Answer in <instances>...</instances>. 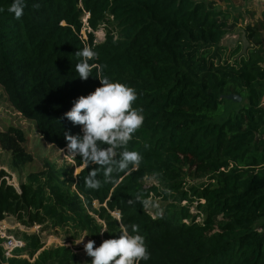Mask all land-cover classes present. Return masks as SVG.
<instances>
[{"label":"trees","instance_id":"16d2710c","mask_svg":"<svg viewBox=\"0 0 264 264\" xmlns=\"http://www.w3.org/2000/svg\"><path fill=\"white\" fill-rule=\"evenodd\" d=\"M11 3L0 0V88L43 143L66 150L65 133L82 135L64 114L101 86L97 69L87 80L76 72L75 53L86 46L98 53L89 63L137 90L133 106L145 121L127 145L143 156L140 167L98 175L99 189L85 185L99 166L79 157L27 174L19 191L0 169V222L83 233L96 245L138 224L151 253L139 264H264V13L225 55L222 41L239 22L232 0H27L19 19ZM85 16L92 32L105 27L101 43L92 32L83 38ZM25 144L14 125L0 132L17 174L32 164ZM25 239L14 256L32 261L6 259L0 246V264L74 257L64 246L43 249L39 236Z\"/></svg>","mask_w":264,"mask_h":264},{"label":"clouds","instance_id":"9594fccd","mask_svg":"<svg viewBox=\"0 0 264 264\" xmlns=\"http://www.w3.org/2000/svg\"><path fill=\"white\" fill-rule=\"evenodd\" d=\"M26 6L27 0H12L8 11L19 19ZM75 56L80 58L75 66L79 79L87 80L95 68L101 86L86 96L76 98L64 114V118L74 126H82V135L65 133L64 157L73 162L79 157L85 168L99 166L85 177L86 187L95 190L102 186L98 175L102 174L107 181L112 179L114 172L129 170L130 166L133 169L140 167L143 156L139 151L128 150L127 145L143 126L145 116L142 108L133 106L138 99L134 87L104 75V65L89 63L98 59V53L91 46L76 51ZM136 200L139 201L140 197L137 196ZM143 203L147 206L150 202L145 200ZM104 232H108L107 225L99 233ZM139 232L138 224L131 225V233L126 226L118 237L104 240L98 247H94L95 241L88 240L84 243V251L92 258L91 264H139L140 261H148L151 253ZM85 237H81L78 244Z\"/></svg>","mask_w":264,"mask_h":264},{"label":"rangeland","instance_id":"374dc122","mask_svg":"<svg viewBox=\"0 0 264 264\" xmlns=\"http://www.w3.org/2000/svg\"><path fill=\"white\" fill-rule=\"evenodd\" d=\"M208 1V0H206ZM219 1V0H218ZM245 0H232L233 10L232 12L239 15L241 20L237 23L235 28V34L226 37L222 41V48L224 49L225 55L231 54L234 48L237 46V43L241 45L243 42V29H245L248 25H254L256 23V15L262 13L264 6L260 4H253V2H248L250 10H248L245 6L243 8V2ZM237 5L239 8L243 10H239V8H234ZM224 8L223 4L221 6ZM255 9V10H254ZM263 14L261 15V19ZM242 21V22H241ZM242 23V25L240 24ZM95 34H99L101 30L95 31ZM83 33V32H82ZM84 35V33H83ZM85 38V36H84ZM261 103L264 107V98ZM9 125H14L23 130L26 138L25 149L27 153L32 156V164L27 167L26 170L22 171L21 174L14 173L12 169L9 167L10 155L2 150H0V169H3L9 175L7 178V182L12 185L16 191H19V183L23 182L26 175L32 172H37L39 170L47 169L46 164L49 163L56 170L63 168L64 166H71L72 160L64 157L66 154V150H59L55 147L43 143V141L39 138L38 133L35 131L33 125L30 122H27L22 117L19 116L16 112H14L6 103L4 93L0 88V132L5 131ZM79 169H76L75 173H78ZM205 181V180H201ZM152 179H146L145 185H149L153 183ZM199 182V181H198ZM192 213L196 212L195 205L190 209ZM152 213V209H150ZM154 215V214H153ZM66 230H60L59 232H53L52 230L42 229L41 227L34 226L31 228H26L15 222L14 219L8 218L3 222H0V246L3 245L5 238L12 237L17 241H21L24 246L26 243L25 236L36 235L39 236L41 243L43 244V249H50L55 247L64 246L69 248L73 254V259H71L68 264H91V257L87 256L84 251V243H87L89 239L83 233L77 234L75 238L72 235V232L69 234L64 233ZM86 236L84 241L80 244L79 241L81 237ZM99 245L94 244V247H98ZM41 249V250H43ZM39 253V252H38ZM37 253V254H38ZM37 254L35 256H37ZM15 253H13V256ZM16 258L29 259L27 255L22 254L18 256H14ZM6 258V257H5ZM13 258V257H12ZM8 259V258H6ZM30 260V259H29ZM32 261V260H30Z\"/></svg>","mask_w":264,"mask_h":264},{"label":"built area","instance_id":"2783aa9c","mask_svg":"<svg viewBox=\"0 0 264 264\" xmlns=\"http://www.w3.org/2000/svg\"><path fill=\"white\" fill-rule=\"evenodd\" d=\"M86 19H87V16H85V18L83 19V23L84 25L86 26ZM99 30H101V32L99 34H95L96 32H92L87 26L84 28L83 30V38L85 36V31L87 33H90L92 32L94 34V39H95V43H101L104 38H105V27L104 26H100L99 27ZM82 33V34H83ZM86 38V37H85ZM84 38V39H85ZM2 249H3V255L6 257V258H12L13 257V253L16 251V250H19L21 248L24 247V244L21 242V241H17L15 239H13L12 237H8V238H5L4 240V243L3 245L1 246Z\"/></svg>","mask_w":264,"mask_h":264},{"label":"crops","instance_id":"0c3cea01","mask_svg":"<svg viewBox=\"0 0 264 264\" xmlns=\"http://www.w3.org/2000/svg\"><path fill=\"white\" fill-rule=\"evenodd\" d=\"M208 1H216V2H218L219 3V1L218 0H208ZM248 2H253V4H255V5H257V4H260L261 6H264V0H245L244 2H243V8H244V6L248 9V10H250V7H249V5H248ZM222 6V4H218V6L219 7H221ZM234 8H239L237 5H235L234 6ZM239 10H243V9H241V8H239ZM255 10V9H254ZM263 10H264V8H263ZM264 13V11H262V13L260 14V16L259 15H256L257 17V19H256V22L257 21H259V20H261V15ZM234 15L235 16H239L238 14H236V13H234ZM239 20H241V18L239 17ZM242 22V21H241ZM240 22V24L242 25V23Z\"/></svg>","mask_w":264,"mask_h":264},{"label":"water","instance_id":"95a60500","mask_svg":"<svg viewBox=\"0 0 264 264\" xmlns=\"http://www.w3.org/2000/svg\"><path fill=\"white\" fill-rule=\"evenodd\" d=\"M226 98L232 101H240V98L237 95H228Z\"/></svg>","mask_w":264,"mask_h":264}]
</instances>
